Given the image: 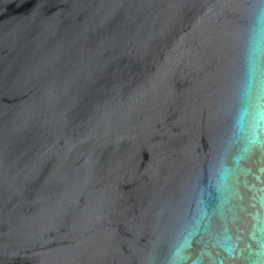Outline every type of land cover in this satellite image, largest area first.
Instances as JSON below:
<instances>
[{"label":"water","instance_id":"1","mask_svg":"<svg viewBox=\"0 0 264 264\" xmlns=\"http://www.w3.org/2000/svg\"><path fill=\"white\" fill-rule=\"evenodd\" d=\"M0 264H264V0H0Z\"/></svg>","mask_w":264,"mask_h":264}]
</instances>
